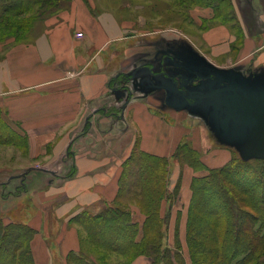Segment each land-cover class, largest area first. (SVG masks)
I'll return each instance as SVG.
<instances>
[{
  "label": "rangeland",
  "instance_id": "rangeland-1",
  "mask_svg": "<svg viewBox=\"0 0 264 264\" xmlns=\"http://www.w3.org/2000/svg\"><path fill=\"white\" fill-rule=\"evenodd\" d=\"M86 1L89 2V0ZM209 1L91 0V3L95 5V8L92 7V11L96 15L105 12L112 14L115 17L117 29L121 31L119 32L121 33L120 36L128 37L129 41L127 43L116 41L106 50V53L111 50H118L116 59L127 57L126 52H130L129 63L123 66L127 70L126 74L114 75L111 85L120 89L115 92L114 104L112 108H109L110 111L121 112L123 104L129 99L132 102L143 100L150 103L149 108L151 111L156 112L172 124L178 123V119L172 116L171 111L181 112L187 110V108L177 109L172 106L169 102L172 101L174 94H171L166 88L155 86L163 84V79L160 77L166 79L168 75L174 77L177 75L183 78L181 84L189 80L187 83L190 85L189 87L197 85L200 79L194 75L196 73L194 65L200 67L198 65L200 62L211 63L218 68H236L245 74L254 73L257 78L264 77V47L261 48L264 44V0H222L223 2L220 3ZM62 4L67 7L69 0L62 2ZM58 12L56 11L55 14ZM42 25L43 23L38 24L36 22V28L33 30L34 36L42 30ZM220 29L225 32H220ZM165 49L169 51L170 55L165 56ZM157 60L162 66L158 69L153 66V63ZM176 65L180 69H169L171 66L176 67ZM120 69L116 67L115 74ZM159 74H162V76H159ZM212 77L215 78L216 76L212 74ZM181 87L186 92L187 87L185 85ZM159 91L163 93V98L160 101L153 98L155 93L157 94ZM218 95L217 98H224V96L218 97ZM259 104L263 108L260 100L257 105L259 106ZM2 115L4 120L2 121V118H0V228L14 231L16 227L23 224L32 228L30 225L32 217L30 218L29 214L32 213V216H34L37 213L38 206L30 194L31 190L27 192L26 183L28 182L30 187L32 183H36V187L39 188L37 190L43 191L47 186V180L54 177V175L40 171V173H43L42 178L35 179V176H32L36 170L45 167L43 166L44 162L42 159L31 160L30 157H27L26 137L12 128L0 110V117ZM186 115V118L180 123L184 133L173 154L167 157L156 156L150 159L148 164L142 160L143 164L148 165L144 168L140 165L141 161L138 166L129 161V159L135 158L136 155L139 156V150L141 149L139 144L140 134L137 126L132 122L130 112H126L123 120L117 117L108 122L98 119L96 123L95 120L96 124L93 125L88 134L84 135L83 141L91 143V145H98V150H104L105 144L102 142L109 141L110 147L113 148L111 150L116 153V160L121 163L119 185L121 180L122 182L128 181V185L136 181L139 185L137 191L141 193L140 199H138L140 203L134 201L133 196L128 195V197L124 195V199L121 198L122 201L126 204L131 202V213L135 209L145 216H150L153 220L162 221L160 229L162 236L157 235L155 222L145 223L147 229L151 230L150 234L147 235V245L156 244L162 246L163 249L170 248L171 245L172 251H176L178 248L185 249V252L182 251L185 259L184 264H191L187 243V225L185 246L182 244L178 231L176 236L171 238L166 234L168 213L170 215L172 206L180 201L185 175L187 174V179L190 181L189 212L193 198L192 184L194 179L208 175L211 169H219L230 163H236V159L240 157L250 162L249 165L253 167L254 173H256L253 175L255 180L261 176L260 173L264 176V171H261L263 168L261 166L263 165L262 162L255 161L257 158L245 159L241 155L237 144L233 145L227 142L229 137L226 133L227 129L221 134V138L214 131L209 118L202 112L192 110ZM116 118L117 120H115ZM241 118L238 115L229 124L231 133H238V136L243 134V136L250 139L258 137V139L264 140V131H257V126H254V133H246L249 122L246 119L241 120ZM229 125L226 127H229ZM105 126L110 128L111 134L109 136H105L102 132ZM132 138L134 143L130 148H127ZM221 139L226 141L224 142ZM249 146L248 151H254V143L249 144ZM254 152H258L257 149ZM141 159H143L142 156ZM207 163L213 166L211 167ZM31 166H34V168ZM130 167L138 169L137 171L141 175L139 177L136 175L129 176L128 169ZM61 174H64V172H61ZM247 182L245 181V184L242 183V185H248ZM225 184L232 191H237V186H233L230 181L226 180ZM254 184V189L247 195L242 194L244 196V202L240 204L242 209L248 199L255 198L253 190L257 192L258 197L264 191L261 184ZM103 208L105 206L98 209V211H96L97 209H91L85 210V212L97 213ZM244 211L256 214L260 218L264 217L263 213L256 212L252 208L245 207ZM219 214L228 217L229 212L225 208H221L217 215ZM57 222L54 219L53 226L57 227ZM70 222L75 223L73 220ZM226 224L224 217L222 226L224 227ZM258 224V229L263 233L264 223L259 222ZM76 226L81 229L79 225ZM222 229L220 232L223 231ZM13 231L9 233L11 237L8 236V241L6 239L5 243L0 241V247L5 244L0 251L2 262L5 261L8 255L17 254L20 257L22 252L27 249V242L14 239L15 232ZM50 231L53 232L52 229ZM82 232L83 230L81 234ZM11 233L12 235H10ZM54 239V233H50L46 238V242L52 243ZM80 239L84 241L82 236H80ZM41 244L40 249L45 247L43 246L44 242H41ZM5 246L10 248L9 253L5 250ZM85 246H87L86 252H89L90 257H92L91 253L94 252L95 254L99 252V257H104L102 251L93 248L89 242H85ZM52 255L54 264H61V258L56 249L52 251ZM128 256L108 253L105 259L109 261V264H127L126 259H128ZM67 264L74 263L71 261Z\"/></svg>",
  "mask_w": 264,
  "mask_h": 264
},
{
  "label": "crops",
  "instance_id": "crops-1",
  "mask_svg": "<svg viewBox=\"0 0 264 264\" xmlns=\"http://www.w3.org/2000/svg\"><path fill=\"white\" fill-rule=\"evenodd\" d=\"M92 7L91 0H69V5L48 17L42 30L27 42L0 36V110L12 128L26 137L27 157L44 162L45 167L32 176L42 178V172L54 175L43 191L37 190L36 183L31 187L26 183L38 206L34 216L29 214L35 231L31 242L35 264H54V249L61 264H67V256L82 247L80 229L70 221L80 212L112 204L119 193L121 163L109 141L102 142L104 150L83 141L98 119L123 120L130 112L140 134V148L161 157L173 154L184 133L181 121L172 124L143 100H127L121 112L109 110L120 89L111 85L114 75L126 74L123 66L129 63L130 52L116 59L118 50H106L116 41H129L120 36L112 14L96 15ZM78 32L83 37H78ZM116 67L121 69L115 74ZM0 118L4 120L3 115ZM102 132L111 134L107 126ZM133 143L132 138L127 148ZM189 188L186 174L180 201L168 213L166 229L170 238L178 231L183 246ZM132 219L139 226L141 239L146 216L134 209ZM50 233L55 235L52 243L46 242ZM128 264H152V258L139 254Z\"/></svg>",
  "mask_w": 264,
  "mask_h": 264
},
{
  "label": "trees",
  "instance_id": "trees-1",
  "mask_svg": "<svg viewBox=\"0 0 264 264\" xmlns=\"http://www.w3.org/2000/svg\"><path fill=\"white\" fill-rule=\"evenodd\" d=\"M65 1L0 0V36L5 39L14 38L19 42H27L34 36L33 30L36 28V22L41 24L56 11L65 8L62 4ZM210 1L220 3L222 0ZM139 154L143 159L140 155H136L129 161L137 166L141 161L142 168L148 166L150 159L156 157L142 149L139 150ZM142 160L147 164H143ZM255 161L262 162L261 164L264 165V158H257ZM235 162L219 169H211L208 175L198 177L193 181V198L187 219V243L191 264H264V232L258 229V223H264V217L260 218L256 214L244 211L245 207H248L264 215V191L258 197L257 192L253 190L255 198L248 199L243 209L240 206L244 202L242 194L247 195L254 189V183L264 187V176L260 173L261 176L255 180L253 175L256 173L249 165V161L238 157ZM263 165H261L263 167L261 171H264ZM137 170L130 167L129 176L139 177L141 174ZM226 180L230 181L233 186H237V191H232L225 184ZM245 181H248L246 186L242 185ZM127 183L128 181H120L119 193L112 204L97 213L80 212L74 218V222L81 228L80 236L84 241L81 240L82 247L79 252H72L68 255L67 263L72 261L74 264H109V261L105 259L108 253H118L124 256L129 255L126 259L127 264L139 254L151 257L152 264H184L185 259L181 248L177 247L176 251H172L171 247L163 249L160 245H147V235L151 230L147 229L145 223L155 222V227H157L155 231L157 235L162 236L160 230L162 221L153 220L147 215L145 226L143 225L142 228L143 236L138 239L139 226L132 219L131 202H128V205L122 199L124 195H128L133 196L134 201H138L141 193L137 191L139 185L136 181L129 185ZM221 208L229 212L228 217L222 214L217 215ZM224 217L227 224L223 227ZM221 229L222 232H220ZM12 231L0 228V241L3 243L8 241L7 238ZM13 232H15L14 239L27 242V249L20 257L14 254L13 256L8 255L4 262L0 259L1 264H35L31 246L34 229L23 224L16 227ZM85 242H89L93 248L102 251L104 257H99V252L91 253L92 257H90L89 252H86ZM3 246L0 247V251ZM5 250L7 253L10 252L9 247L5 246Z\"/></svg>",
  "mask_w": 264,
  "mask_h": 264
},
{
  "label": "water",
  "instance_id": "water-1",
  "mask_svg": "<svg viewBox=\"0 0 264 264\" xmlns=\"http://www.w3.org/2000/svg\"><path fill=\"white\" fill-rule=\"evenodd\" d=\"M191 64L193 63L191 62ZM198 65L200 67L194 65L196 71L194 75L200 79L197 85L189 87L190 85L187 84L189 80H186L187 83L179 86L174 76L168 75L166 79L160 77L163 79V84L155 87L166 88L171 94H174L169 103L175 108H187L202 112L209 118L214 131L221 138V134L227 129L226 133L229 136L227 142L233 145L237 144L245 159L264 158V140L258 139V137L250 139L243 134L238 136V133L233 134L229 125L239 115L242 117L241 120L246 119L249 122L246 133H254V126H257V131H264V77L257 78L254 73L245 74L236 68H218L211 63L200 62ZM212 74L216 77L213 78ZM182 85L187 87L186 92L181 87ZM217 95L218 97L224 96V98L219 99ZM259 100L263 108L260 104L257 105ZM228 125L229 127H226ZM251 143H254V151L257 149L258 152L248 151Z\"/></svg>",
  "mask_w": 264,
  "mask_h": 264
},
{
  "label": "bare ground",
  "instance_id": "bare-ground-1",
  "mask_svg": "<svg viewBox=\"0 0 264 264\" xmlns=\"http://www.w3.org/2000/svg\"><path fill=\"white\" fill-rule=\"evenodd\" d=\"M162 91H159L157 94L155 93V95L153 96V98H155V100H162V98H163V96H162ZM193 109H187V110H183V111H181V112H175V111H171L172 112V114L174 115V116H176V118L178 119V121L180 122V121H182V120H184L185 118H186V114H189L190 113V111H192Z\"/></svg>",
  "mask_w": 264,
  "mask_h": 264
},
{
  "label": "flooded vegetation",
  "instance_id": "flooded-vegetation-1",
  "mask_svg": "<svg viewBox=\"0 0 264 264\" xmlns=\"http://www.w3.org/2000/svg\"><path fill=\"white\" fill-rule=\"evenodd\" d=\"M166 51H165V56H167V55H170L169 54V51L167 50V49H165ZM172 56V55H171ZM153 66L155 67V68H160V67H162L161 66V64H160V62L157 60V62H154L153 63ZM169 69H175V70H177V69H180V67L178 66V65H176V67L174 66V67H170ZM169 71V70H168ZM171 72V71H170ZM171 74H172V72H171ZM179 76H182V75H179ZM175 79H176V81H178V84H181V81L183 80V78H180V77H178L177 75H175V77H174ZM187 83V82H186Z\"/></svg>",
  "mask_w": 264,
  "mask_h": 264
},
{
  "label": "built area",
  "instance_id": "built-area-1",
  "mask_svg": "<svg viewBox=\"0 0 264 264\" xmlns=\"http://www.w3.org/2000/svg\"><path fill=\"white\" fill-rule=\"evenodd\" d=\"M77 36H78V37H83V33H82V32H78V33H77Z\"/></svg>",
  "mask_w": 264,
  "mask_h": 264
}]
</instances>
